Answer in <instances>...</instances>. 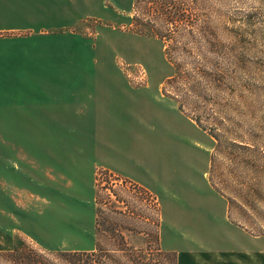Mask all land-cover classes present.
Returning <instances> with one entry per match:
<instances>
[{
    "label": "rangeland",
    "instance_id": "374dc122",
    "mask_svg": "<svg viewBox=\"0 0 264 264\" xmlns=\"http://www.w3.org/2000/svg\"><path fill=\"white\" fill-rule=\"evenodd\" d=\"M94 1L95 16L80 22L77 33L95 41L96 70L111 72L108 87L119 99L121 117L133 118L106 128L108 161L140 181L155 175L152 184L173 175L164 185L181 199L195 193L209 202L207 211L195 215L180 202L171 204L160 190L153 193L161 208L157 242L156 213L143 187L98 169L94 204L69 198L80 185L64 182L42 157L53 149L46 137L54 128L0 127V252L19 238L45 254L94 250L98 209L99 244L108 264H173L160 249L177 253L180 264H188L190 251L220 263L218 255L232 261L238 257L233 254L253 250L224 218L226 205L235 221L264 238V0H138L136 6L135 0ZM148 24L170 32L169 45L194 48L186 62L200 67L201 59L208 61L212 87L178 96L218 140L166 96L178 94L188 77L168 61L163 41ZM195 81L201 82L199 75ZM210 179L223 199L212 193ZM249 258L264 264L263 253Z\"/></svg>",
    "mask_w": 264,
    "mask_h": 264
},
{
    "label": "crops",
    "instance_id": "0c3cea01",
    "mask_svg": "<svg viewBox=\"0 0 264 264\" xmlns=\"http://www.w3.org/2000/svg\"><path fill=\"white\" fill-rule=\"evenodd\" d=\"M94 9V0H0V127L54 128V134L46 137L53 149L42 157L60 170L64 182L80 185L81 191H71L69 198L93 205V181L97 170L104 169L127 177L151 194L160 190L171 204L180 202L185 211L189 207L191 213L203 215L208 201L195 193L181 199L164 185L173 175L170 180L169 176L167 180L157 178L152 184L155 175L140 181L108 161L106 128L128 125L133 118L121 117L124 112L118 107L119 99L112 98L114 90L108 87L111 72L96 70L95 41L77 33L80 22L95 16ZM142 162L153 173L147 160ZM204 176L207 178V172ZM211 191L218 195L212 185ZM220 213L223 218V207ZM224 219L227 226L245 235L254 249L233 254L238 257L232 261L218 255L225 263H216L215 256H210V262L203 253L190 251L188 264H252L249 255L264 254V238L231 223L226 205ZM179 259L178 255V264Z\"/></svg>",
    "mask_w": 264,
    "mask_h": 264
},
{
    "label": "trees",
    "instance_id": "16d2710c",
    "mask_svg": "<svg viewBox=\"0 0 264 264\" xmlns=\"http://www.w3.org/2000/svg\"><path fill=\"white\" fill-rule=\"evenodd\" d=\"M135 0V6H136ZM157 19L160 21H163L165 23H170L173 20L167 16H157ZM148 27L152 29L153 32L156 33V36L159 37L165 47V54L168 59V61L176 66V69L178 70V73H182L188 78H186V83L184 84L183 88H178L177 93L178 94H170L169 92H166V96L173 99L176 104L178 105L179 110L188 117L194 124H196L200 129L207 132L211 137L218 140L219 135L213 130L206 126L204 123V119L201 116L194 115L192 113H188L186 110V104H188V101L186 99L181 100L178 96L179 93H182L184 91L187 92H195L198 88L202 89V92H205L209 90L212 87L211 82L209 80L211 79L213 70L210 69V65L208 61H203L204 63L201 64L199 67L198 64H191L189 61L190 59L194 58L195 55L193 50L194 48L191 47H185L183 50H180L178 47L173 46V44H168V39H171V34H168L170 32L163 31L162 28H159L157 26H152V24H148ZM137 34L143 35L142 32H137ZM169 42V41H168ZM197 51L202 54L203 48L202 47H195ZM181 59L182 61H178L177 59ZM185 62V63H183ZM198 73V74H196ZM195 75H199V78L201 79L200 83H196L195 81ZM210 78V79H209ZM173 78L168 79L167 81H171ZM204 81V82H203ZM192 92V93H193ZM107 172V171H105ZM211 172V171H210ZM109 174V172H107ZM210 183L212 187L217 191L216 186L212 183L210 179ZM133 185V184H131ZM137 187V186H135ZM141 188V187H140ZM146 195H148L151 198V203L153 205V209L156 213V230L158 233V236L155 241L160 242V226H161V208L159 200L156 196L149 193L145 189L141 188ZM97 201V198H96ZM103 214L101 209H98L97 212V218H96V247L93 251H56V252H50L48 254L44 253V250L36 249L30 244L26 243L25 239L19 238L15 240V244L13 248L9 251H2L0 252V264H91L89 263V260H94L95 264H108L106 261V258H104L103 250L100 248V241H99V233L98 229L100 227V216ZM228 218L231 223L246 229L248 232V228L245 224H242L241 221H235L231 215V213L228 211ZM47 252V251H46ZM165 253L163 256L167 257L168 260L173 261V264H178V256L175 252H166L163 249L159 250L158 253Z\"/></svg>",
    "mask_w": 264,
    "mask_h": 264
}]
</instances>
